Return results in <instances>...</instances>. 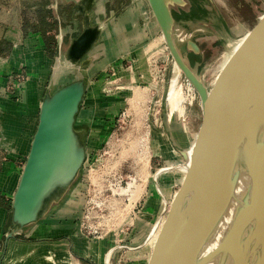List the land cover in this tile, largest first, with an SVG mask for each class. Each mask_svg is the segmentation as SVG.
<instances>
[{"label":"rangeland","instance_id":"1","mask_svg":"<svg viewBox=\"0 0 264 264\" xmlns=\"http://www.w3.org/2000/svg\"><path fill=\"white\" fill-rule=\"evenodd\" d=\"M189 1L188 11L174 13V38L207 87L224 52L239 48L261 19L264 0L251 11L245 0ZM47 2L0 0V39L7 23L17 24L24 13L33 19ZM74 5L67 9L68 17ZM111 7L124 29L120 37L102 45L106 48L102 59L87 68L90 77L74 126L86 134L85 159L73 187L77 201L79 197L82 201L74 204L72 227L90 254L85 259L74 257V262L187 264L185 251L173 261L164 260L163 253L177 250L182 243L185 247L186 219L176 204L186 201L187 186L182 181L194 167L203 129L200 98L183 73L174 71L147 1L113 0ZM160 37L158 45L150 46ZM188 39L198 43L205 55L187 52ZM77 77V71L71 70L61 83ZM175 78L182 96L179 104L167 99ZM27 79L23 72L20 82ZM7 84L5 93L15 94ZM180 151L186 152L187 160ZM152 239L154 244L149 246Z\"/></svg>","mask_w":264,"mask_h":264},{"label":"water","instance_id":"2","mask_svg":"<svg viewBox=\"0 0 264 264\" xmlns=\"http://www.w3.org/2000/svg\"><path fill=\"white\" fill-rule=\"evenodd\" d=\"M146 1L172 59L200 98L203 122L194 167L184 183L187 198L182 205L176 204L186 219V250L183 243L177 250H160L163 259L173 261L177 253L185 251L187 264H264V14L247 34L243 50L227 74L226 88L210 114L203 75L182 54L174 38V13L188 11L190 1ZM93 2L79 0L71 13L80 30L70 41L64 59L79 68L92 62L88 53L101 32L99 24L91 20ZM185 47L187 52L200 54L191 39ZM86 82L77 77L46 91L11 199L13 229L7 236L26 233L49 216L77 183L85 159L86 133L74 126ZM180 153L188 159L185 151ZM218 194L229 207L228 226L222 239V257L208 261L201 253L200 220Z\"/></svg>","mask_w":264,"mask_h":264},{"label":"crops","instance_id":"3","mask_svg":"<svg viewBox=\"0 0 264 264\" xmlns=\"http://www.w3.org/2000/svg\"><path fill=\"white\" fill-rule=\"evenodd\" d=\"M77 1L48 0L43 3L38 16L29 19L24 13L17 24H6L3 34V39L11 46L9 52L0 58V152L3 155L0 159V264H75L74 257L85 259L90 255L72 227L76 213L74 204H81L82 201L80 197L77 201L78 196L73 190L59 207L32 225L26 233L7 236L13 229L11 199L30 149L46 91L62 85V78L74 69L79 77L88 81L90 71L87 68L102 59L101 55L106 52L102 45L112 42L113 37H120L124 29L115 12L117 10L111 7L113 0H94L90 16L92 23L99 24L101 32L88 53L92 62L84 68L68 63L64 52L80 26L71 15L68 17L70 10L66 11ZM261 1L258 0L259 3ZM32 9L35 10V6ZM263 14L264 10L261 17ZM110 47L116 48L115 45ZM19 71L24 72L28 79L23 83L15 81V94H6L3 85ZM2 76L8 78L5 80ZM186 179L184 176L182 182L185 183Z\"/></svg>","mask_w":264,"mask_h":264},{"label":"bare ground","instance_id":"4","mask_svg":"<svg viewBox=\"0 0 264 264\" xmlns=\"http://www.w3.org/2000/svg\"><path fill=\"white\" fill-rule=\"evenodd\" d=\"M263 22H264V19H263ZM160 34L165 44L163 35L162 33ZM248 37L249 35L247 36L246 40L240 45V47L237 48L233 53L232 51L230 52L225 51L221 60L212 69V79H211L209 86H207L208 96L211 101V104L209 106L210 114L213 113L222 92L226 88L227 74L229 73L230 69L233 67L236 60L238 59ZM160 39L161 37L154 40L153 42H149L150 46L152 44H155L156 42L158 43ZM173 67H174V71H176L177 73L180 71L182 73V71L176 65L174 60H173ZM176 82H177L176 78L172 80V84L170 85L167 99L169 103L177 102L176 104H179V101L182 98V96H181L180 91L176 87ZM187 82L189 83L188 80ZM184 167L186 168L187 165H184ZM228 213H229V207L227 206L223 195L218 194L214 196V198L208 205L206 211L204 212L203 216L201 217V220H200L201 253L204 259L208 261L209 260L213 261L214 259H220L223 255L224 246H223L222 239L225 236L226 231H227ZM153 240L154 239L149 240L147 244H149V246H153L154 244Z\"/></svg>","mask_w":264,"mask_h":264},{"label":"built area","instance_id":"5","mask_svg":"<svg viewBox=\"0 0 264 264\" xmlns=\"http://www.w3.org/2000/svg\"><path fill=\"white\" fill-rule=\"evenodd\" d=\"M23 79V73H21L20 71L19 72H16V73H13L9 79V82H8V86H11V88L13 89V84L15 81L17 82H20V80ZM10 88V87H9Z\"/></svg>","mask_w":264,"mask_h":264},{"label":"flooded vegetation","instance_id":"6","mask_svg":"<svg viewBox=\"0 0 264 264\" xmlns=\"http://www.w3.org/2000/svg\"><path fill=\"white\" fill-rule=\"evenodd\" d=\"M245 2H246V5H248V7H250V8H249L250 11H251V8H257L258 5H259L258 0H248V1L245 0ZM196 44H197L198 47L200 48V54L205 55V53H204V51H203V48H201V46H200L198 43H196ZM191 54H192V53H191Z\"/></svg>","mask_w":264,"mask_h":264},{"label":"trees","instance_id":"7","mask_svg":"<svg viewBox=\"0 0 264 264\" xmlns=\"http://www.w3.org/2000/svg\"><path fill=\"white\" fill-rule=\"evenodd\" d=\"M10 44L3 39H0V56L9 52Z\"/></svg>","mask_w":264,"mask_h":264}]
</instances>
